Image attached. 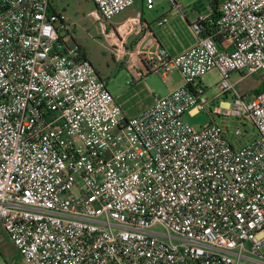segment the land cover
Here are the masks:
<instances>
[{
    "label": "built area",
    "instance_id": "1",
    "mask_svg": "<svg viewBox=\"0 0 264 264\" xmlns=\"http://www.w3.org/2000/svg\"><path fill=\"white\" fill-rule=\"evenodd\" d=\"M92 1L102 22L137 0ZM190 26L177 56L158 42L129 53L128 84H181L128 118L51 0H0V245L24 264H264V89L231 80L264 86V0H221ZM192 108L211 123L194 129ZM217 116L249 120L255 138L235 146Z\"/></svg>",
    "mask_w": 264,
    "mask_h": 264
},
{
    "label": "rangeland",
    "instance_id": "2",
    "mask_svg": "<svg viewBox=\"0 0 264 264\" xmlns=\"http://www.w3.org/2000/svg\"><path fill=\"white\" fill-rule=\"evenodd\" d=\"M56 9L63 12L70 20V39L75 40L83 50L86 58L96 68L99 75L105 80L108 90L121 106L128 118L136 117L147 110L156 96H164L174 84L179 82L180 76L173 73L165 81L153 73L145 80L133 84L132 72L125 65L128 51L133 47L137 49L136 37L146 32H151L159 38L161 44L167 49H180L190 45L196 40L190 23L202 16H208L213 0H178L183 5V12L172 9L169 0H154L155 8L147 9L145 0H137L134 6L113 17L110 21H98L94 12L95 4L92 0H51ZM221 1V0H219ZM163 15H168L169 22L162 31L157 22ZM135 19L133 25L127 23V18ZM122 26L126 30L133 29L132 34L123 33ZM124 41L123 53L119 54L116 48ZM146 45V43H144ZM144 45V46H145ZM207 88L205 96L212 98L220 93L218 82L220 73L217 69L208 71L201 78ZM236 88L244 94L250 95L261 83L258 75H249L240 79V74L234 73L231 78ZM186 122L194 129H199L211 123L208 113L200 112L197 108L189 109L184 113ZM216 121L227 132L229 140L237 147L250 143L255 138L257 131L253 123L237 117L217 116ZM240 129V134H237ZM160 230V228H157ZM5 236V233H2ZM264 252V247L262 248ZM0 264H24L18 251L13 246L0 250Z\"/></svg>",
    "mask_w": 264,
    "mask_h": 264
},
{
    "label": "crops",
    "instance_id": "3",
    "mask_svg": "<svg viewBox=\"0 0 264 264\" xmlns=\"http://www.w3.org/2000/svg\"><path fill=\"white\" fill-rule=\"evenodd\" d=\"M137 2V1H136ZM128 18H132V17H128ZM127 18V19H128ZM161 27V26H160ZM163 27V26H162ZM161 30L162 31H159V34H160V32H166V30H167V27L165 26L164 28H161ZM132 34V33H131ZM152 33L150 32H146V30H144L143 31V33L142 34H140V35H138L137 37H136V41H137V43H138V47L137 48H141L142 46H144L145 44L144 43H146V45L144 46V47H150L153 43H155V42H158V44L160 45V46H162L164 49H166L168 52H169V54L171 55V56H177V55H179L181 52H183L184 50H186V49H188L189 47H191V46H193L195 43H196V40H194V42H192L190 45H187V46H185V47H182V48H180V49H174V50H170V49H167L165 46H163L162 44H161V42H160V40H159V38L157 37V35H151ZM134 48L135 47H133L132 46V48L128 51V53H130V52H132L133 50H134ZM129 56V55H128ZM145 80V79H144ZM139 81H143V80H139ZM139 81H136V82H139ZM136 82H134V83H136ZM181 84V79L179 80V82H177L176 84H174L173 85V87L169 90V92L171 91V90H173L174 88H176L178 85H180ZM168 92V93H169ZM3 230L2 229H0V234H2L3 232H2ZM9 246H13L7 239H5V241L3 242V244L2 245H0V250H4L5 248H7V247H9ZM14 248H15V246H13ZM17 250V249H16Z\"/></svg>",
    "mask_w": 264,
    "mask_h": 264
},
{
    "label": "trees",
    "instance_id": "4",
    "mask_svg": "<svg viewBox=\"0 0 264 264\" xmlns=\"http://www.w3.org/2000/svg\"><path fill=\"white\" fill-rule=\"evenodd\" d=\"M218 2H219V0H213V2L211 3L212 9H215L216 8ZM263 89H264V86L263 85H260L257 89L254 90L253 93L250 94V96L256 95L257 93H259Z\"/></svg>",
    "mask_w": 264,
    "mask_h": 264
}]
</instances>
